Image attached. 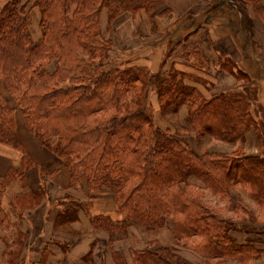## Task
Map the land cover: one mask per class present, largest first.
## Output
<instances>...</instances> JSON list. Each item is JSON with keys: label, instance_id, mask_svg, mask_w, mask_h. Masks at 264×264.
<instances>
[{"label": "trees", "instance_id": "16d2710c", "mask_svg": "<svg viewBox=\"0 0 264 264\" xmlns=\"http://www.w3.org/2000/svg\"><path fill=\"white\" fill-rule=\"evenodd\" d=\"M157 3L7 0L0 8V145L20 156L19 165L0 176V220L6 218L7 189L37 167L4 86L25 124L71 180L89 192L112 191L122 220L96 216L95 228L125 234L132 225L147 233L170 226L178 245L203 257L241 260L258 252L233 241L231 233L243 225L233 216L254 218L245 198L264 205V158L245 156L242 146H235L257 125L254 100L233 92L204 96L190 75L176 69L155 73L117 54L103 36V14L110 25L125 14L152 12ZM236 5L245 14L244 5ZM34 7L40 11L39 40L31 32ZM154 96L161 109H187L199 143L210 138L233 145L231 151L197 153L184 138L160 128ZM131 254L133 264H191L154 243ZM113 257L116 264H128L123 255Z\"/></svg>", "mask_w": 264, "mask_h": 264}, {"label": "crops", "instance_id": "0c3cea01", "mask_svg": "<svg viewBox=\"0 0 264 264\" xmlns=\"http://www.w3.org/2000/svg\"><path fill=\"white\" fill-rule=\"evenodd\" d=\"M237 2L244 5L252 21L251 41L255 47H250L248 39L246 45L242 41L237 44L214 22L207 25L203 21L212 12L217 19L219 10L224 8L236 12L237 16ZM36 12L40 22L38 8L32 9L31 17ZM151 17L155 19L154 26ZM102 33L112 41L113 49L129 54L132 64L146 66L155 73L167 74L176 69L190 75L195 79L194 86L207 97L233 92L252 98L248 85L252 83L254 93V84L264 85L261 79L264 78V0H158L152 12L125 14L110 25L107 15L103 14ZM40 37L41 32L37 39ZM260 95L264 99V90ZM181 108L178 125L194 142L193 145L186 140L187 144L200 153L209 151L189 129L187 109ZM252 113L256 127L247 130L235 146H242L245 156L264 158V103L253 105ZM215 144H222V150L215 151L224 153L233 147L219 141ZM32 156L37 166L41 165ZM15 158L16 155L0 146V176L15 165ZM55 162V165H44L43 169L48 172L44 178L39 177L35 167L23 175L28 187L26 195L12 200L5 192L6 218L0 220V264H116L113 254L123 255L128 264H133L131 253L153 243L175 251L191 264H264V205L259 208L249 200V210L257 214L250 220L242 219V228L231 233L237 245L248 246L257 254L248 253L241 260L206 258L178 245L170 226L147 233L139 225H132L125 234L95 228L96 216L122 220L123 216L115 212L112 191L89 192L84 185L71 180L58 160ZM42 191L44 195L36 198ZM17 199L21 201L17 203ZM13 202L17 205L13 206Z\"/></svg>", "mask_w": 264, "mask_h": 264}, {"label": "rangeland", "instance_id": "374dc122", "mask_svg": "<svg viewBox=\"0 0 264 264\" xmlns=\"http://www.w3.org/2000/svg\"><path fill=\"white\" fill-rule=\"evenodd\" d=\"M6 2H7V0H0V8H2ZM224 9L225 10H223V11L219 10V15H218L217 19L214 18V13L212 12L209 16L204 18L203 21L206 22L207 25H210L211 23L214 22V24L217 26V28L224 30V32L226 34L230 35L233 38L235 43L240 44V42L242 41L244 43V45H246L245 40L248 39L250 47L251 48L255 47V43H252V41H251L252 26H250V24L252 21L250 20L249 16L247 15V12L245 11V14H244V12L243 13L238 12V15L236 16V12H232L231 10H229L227 8H224ZM37 15H38L37 12H36V15H34L32 13L33 18H32V22H31V28L32 27L33 28H32L31 32L33 34L34 40H38L37 36L40 34L39 25H37L39 23V21H37L38 20ZM255 49H257V48H255ZM113 50H115V49H113ZM115 52L117 54H120V55L123 54L122 58L125 60H128L129 54L126 53V51L124 52V51L115 50ZM253 52H254V50H253ZM256 52L259 53V51H256ZM52 68L53 67L50 68V71L53 70ZM261 79L264 80V78H261ZM251 84L252 83H250L248 85V89H249V92H250V94L254 100V105L258 106V103H260V102L264 103V101H262L263 98H261L262 95H260V92L264 90V85L262 86L261 84H259V85L254 84L253 86L256 87V92L254 93V89L251 88V86H252ZM2 93L4 95V98H5L8 106L12 109H16L15 117H16V122H17V130L20 133L24 144L26 145V147H28L29 152H31L37 158V162L39 161L41 164V165H38L36 167V170L39 174V177L40 178L46 177L48 172L45 171L43 169V167L55 165V163H56L55 161H57V159L54 157V155L47 152L42 147L40 141L33 134V131H31V129L25 124L22 113L20 112V110H18L15 100L9 96V94L7 93V90L5 89L4 86L2 87ZM152 104H153L152 109L154 111L155 123L160 128L165 129V130H169L170 132H172L174 134H178L180 137L184 138L185 140H187L190 143L193 142V137L188 136V134L185 133L186 131L184 129L180 128L178 125L179 124L178 123L179 118L181 115L180 113L182 112L183 108H176L173 106V107H166V108L161 109L157 103V99L155 98V96L153 97ZM177 125L179 128L177 127ZM203 143L206 145L205 147H206V149H209V151L222 150V148H221L222 144L216 145L215 141H212L209 138L206 140H203ZM193 145H194V142H193ZM224 145H226V144H224ZM0 146L11 151L12 155H16L15 165H19V163H20L19 153H17L13 149H10V148L5 147L3 145H0ZM195 150L197 153H199V151H197L198 149L196 147H195ZM27 193H28L27 182L24 181L22 178L21 179L18 178L17 181L15 183H13L11 185V187L8 188L6 191L7 196L12 200L15 197L24 196ZM42 193H43V191L39 194H42ZM243 202H244L245 206H247L249 209H251L250 208L251 205L249 203V200H247L245 198V199H243ZM12 204H13V206L17 205V204H15V202H13ZM254 214H257V212H255ZM233 217L238 218V219H248V220L251 219L250 216L248 215V213H246V214L245 213H237Z\"/></svg>", "mask_w": 264, "mask_h": 264}]
</instances>
